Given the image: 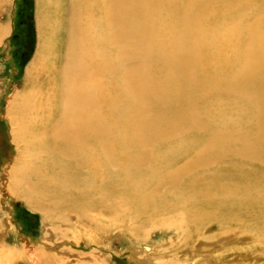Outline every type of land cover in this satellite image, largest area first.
Segmentation results:
<instances>
[{"label": "bare ground", "instance_id": "1", "mask_svg": "<svg viewBox=\"0 0 264 264\" xmlns=\"http://www.w3.org/2000/svg\"><path fill=\"white\" fill-rule=\"evenodd\" d=\"M86 5L67 49L83 56L58 80L68 88L63 118L76 123H52L50 112L33 123L43 132L32 140H57L64 162L56 154L59 164L37 168L31 190L78 214L121 205L138 223L181 216L201 230L205 219L234 218L264 258V0Z\"/></svg>", "mask_w": 264, "mask_h": 264}, {"label": "rangeland", "instance_id": "2", "mask_svg": "<svg viewBox=\"0 0 264 264\" xmlns=\"http://www.w3.org/2000/svg\"><path fill=\"white\" fill-rule=\"evenodd\" d=\"M84 13L86 0H0V264H264L255 235L239 234L234 218L227 227L205 219L201 230L187 229L181 216L164 217L176 221L166 226L156 220L138 223L121 205L78 214L31 190L41 171L37 168L59 164L56 154L63 160L57 140L48 146V138L42 147L40 137L32 140L43 132L37 123L48 122V112L52 123H76L63 118L69 101L62 99L68 88L61 82L83 56V50L67 49L78 36L71 22L84 19ZM105 23L98 35L106 33ZM61 101L65 104L57 105Z\"/></svg>", "mask_w": 264, "mask_h": 264}]
</instances>
